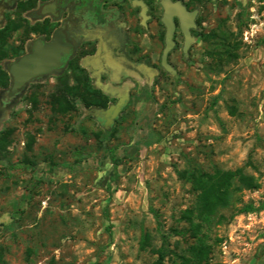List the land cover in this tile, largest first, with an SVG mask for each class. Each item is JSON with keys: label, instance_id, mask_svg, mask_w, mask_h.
<instances>
[{"label": "rangeland", "instance_id": "obj_1", "mask_svg": "<svg viewBox=\"0 0 264 264\" xmlns=\"http://www.w3.org/2000/svg\"><path fill=\"white\" fill-rule=\"evenodd\" d=\"M182 1L195 15L173 72L161 24V43L133 36L113 74L75 58L11 100L8 64L41 27L28 6L0 15V264H156L155 249L183 264L189 168L253 184L208 232L204 264H264V208L240 210L264 200V0Z\"/></svg>", "mask_w": 264, "mask_h": 264}, {"label": "flooded vegetation", "instance_id": "obj_2", "mask_svg": "<svg viewBox=\"0 0 264 264\" xmlns=\"http://www.w3.org/2000/svg\"><path fill=\"white\" fill-rule=\"evenodd\" d=\"M161 1L0 0V15L7 11L18 12L22 6H28L24 11L25 18L41 27L37 35L30 40L25 53L13 62L30 53L36 40L48 44L53 40L55 34L60 35L63 39L65 45L64 51L61 52L63 66L53 69L47 75L32 79L30 81L32 82L43 76L63 71L75 58L87 57L91 59L94 57L99 65L103 66L107 72L110 70L109 73H112V58H115L117 54H121L120 58H125L124 56L130 54V50L127 48L133 40V36L139 37L143 42H150L152 38L161 43V24L164 26L161 21L163 13ZM170 1H179L187 11L192 12L182 0ZM172 20L174 23L172 39L175 41L177 35L182 36V32L178 18L174 16ZM141 47L144 48V46ZM147 52L148 50L144 49L142 53L145 55ZM11 63L8 64V67ZM7 91L5 94L7 100L13 99L19 93L7 97Z\"/></svg>", "mask_w": 264, "mask_h": 264}, {"label": "trees", "instance_id": "obj_3", "mask_svg": "<svg viewBox=\"0 0 264 264\" xmlns=\"http://www.w3.org/2000/svg\"><path fill=\"white\" fill-rule=\"evenodd\" d=\"M216 41L225 44L226 34L220 31ZM227 44V42H226ZM225 53L230 54L225 47ZM179 178L188 182L196 191V199L193 207L181 212L180 219L187 224L186 231L192 238V243L187 248V256H182L183 264H204L210 253L208 244V232L216 223H221L225 218L223 211L230 207L234 191L241 188H252V181L245 177L241 169L203 172L197 168H189L178 173ZM239 186L236 187L235 184ZM264 208V200L258 206L251 203L244 204L242 212H254ZM158 254L156 264H162L161 249L154 250Z\"/></svg>", "mask_w": 264, "mask_h": 264}, {"label": "water", "instance_id": "obj_4", "mask_svg": "<svg viewBox=\"0 0 264 264\" xmlns=\"http://www.w3.org/2000/svg\"><path fill=\"white\" fill-rule=\"evenodd\" d=\"M161 5L163 8L161 21L165 26L161 64L164 68L173 72L166 63L167 53L173 46L174 23L172 18L174 16L178 18L180 29L187 43L188 28L193 24L195 14L187 11L179 1L162 0ZM64 49L63 39L58 34H55L53 40L48 44H43L40 40H36L30 53L21 56L17 61L9 65L8 72L11 76V85L7 91V97L14 96L32 79L47 75L53 69L62 67L64 63L61 52Z\"/></svg>", "mask_w": 264, "mask_h": 264}, {"label": "crops", "instance_id": "obj_5", "mask_svg": "<svg viewBox=\"0 0 264 264\" xmlns=\"http://www.w3.org/2000/svg\"><path fill=\"white\" fill-rule=\"evenodd\" d=\"M105 90H110L109 88H105Z\"/></svg>", "mask_w": 264, "mask_h": 264}]
</instances>
